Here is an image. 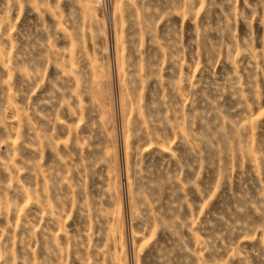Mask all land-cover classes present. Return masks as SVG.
Listing matches in <instances>:
<instances>
[{
    "label": "rangeland",
    "instance_id": "rangeland-1",
    "mask_svg": "<svg viewBox=\"0 0 264 264\" xmlns=\"http://www.w3.org/2000/svg\"><path fill=\"white\" fill-rule=\"evenodd\" d=\"M0 264H264V0H0Z\"/></svg>",
    "mask_w": 264,
    "mask_h": 264
},
{
    "label": "built area",
    "instance_id": "built-area-1",
    "mask_svg": "<svg viewBox=\"0 0 264 264\" xmlns=\"http://www.w3.org/2000/svg\"><path fill=\"white\" fill-rule=\"evenodd\" d=\"M96 1L101 3L103 6H107L111 2V0H96Z\"/></svg>",
    "mask_w": 264,
    "mask_h": 264
}]
</instances>
